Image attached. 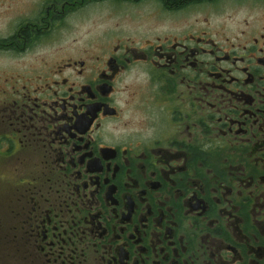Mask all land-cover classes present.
<instances>
[{
    "label": "flooded vegetation",
    "instance_id": "obj_1",
    "mask_svg": "<svg viewBox=\"0 0 264 264\" xmlns=\"http://www.w3.org/2000/svg\"><path fill=\"white\" fill-rule=\"evenodd\" d=\"M97 2L154 22L25 59ZM9 30L0 264H264V0H37Z\"/></svg>",
    "mask_w": 264,
    "mask_h": 264
},
{
    "label": "rangeland",
    "instance_id": "obj_2",
    "mask_svg": "<svg viewBox=\"0 0 264 264\" xmlns=\"http://www.w3.org/2000/svg\"><path fill=\"white\" fill-rule=\"evenodd\" d=\"M37 0H6L0 2V37L11 33L9 23L14 16L23 14L32 9ZM79 16H71L65 21V25L57 27L50 35L49 43L42 47H36L32 52L25 54L28 62L35 57L48 54L50 47H57L59 42L71 41L73 39H86L88 37L103 33L108 29L116 31L135 32L139 27L145 28L154 22L152 16L148 15L151 6L145 2L138 5L95 3L82 7ZM2 50V49H1ZM11 53L0 51V69L10 70L16 64ZM33 65H35L33 63ZM8 73V72H6ZM2 183V182H1ZM3 189V187L1 188Z\"/></svg>",
    "mask_w": 264,
    "mask_h": 264
}]
</instances>
